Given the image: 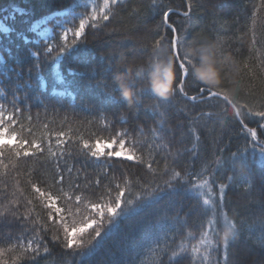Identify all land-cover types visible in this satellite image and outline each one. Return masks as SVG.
Segmentation results:
<instances>
[{
  "label": "snow or ice",
  "instance_id": "6c2138e0",
  "mask_svg": "<svg viewBox=\"0 0 264 264\" xmlns=\"http://www.w3.org/2000/svg\"><path fill=\"white\" fill-rule=\"evenodd\" d=\"M208 6L207 0L179 5L172 0H103L102 6L95 0H68L32 25L38 38L31 42L30 67L0 59V264H7L6 252L14 254L13 264H70V258L91 264L133 222L143 229L133 248V259L142 257L137 264H241L237 244L245 233L246 241L264 250V28L258 39L255 27L264 0L252 4L247 18L252 25L245 24L251 32L246 58L229 56L227 74L221 72L222 82L215 87L193 78V58L185 52L194 40L206 41L204 32L191 38L187 32L192 13ZM211 6L224 7L226 0ZM170 13L183 20L174 24ZM155 15L160 19L153 24ZM213 24L219 26L216 43L223 55L227 21L213 14ZM86 29L93 39L107 41L98 60L88 47ZM165 47L175 63L172 95L161 100L144 90L132 108L118 100L119 90L107 83L112 67L120 60L150 61ZM89 58L94 68L68 72L96 80L95 104L73 103L67 109L86 113L82 125L98 124L109 135L90 132L85 137L77 129L74 138L65 115L60 123H68L67 131L49 130L53 119L43 123L47 135L37 138L33 127L40 117L32 115L30 92L44 86L42 73L51 66L57 82L67 85L55 94L75 99L69 87L76 82L61 73L60 62L88 64ZM193 85L196 91L190 94ZM41 103L46 114L49 107L56 114L57 105L64 107L63 101ZM112 107H126L136 120L141 112L149 114L151 126L137 123L130 131L121 115V129L111 134ZM174 113L184 119L173 124ZM208 131L218 133L211 149L202 139ZM233 136L242 140L226 154L225 138ZM254 163L260 168L258 179ZM234 187L246 202L243 212L228 198ZM54 247L61 251L54 253Z\"/></svg>",
  "mask_w": 264,
  "mask_h": 264
},
{
  "label": "trees",
  "instance_id": "16d2710c",
  "mask_svg": "<svg viewBox=\"0 0 264 264\" xmlns=\"http://www.w3.org/2000/svg\"><path fill=\"white\" fill-rule=\"evenodd\" d=\"M173 3L179 5L183 3V0H172ZM220 0H207L208 8L201 9L199 12L194 11L192 13V19L188 26L187 35L191 38L195 33L204 32L206 41L216 42L218 25L213 24V14L221 17L227 21V30L224 32V36L227 38L225 42V51L223 54L228 56L236 57L239 59H244L247 56V49L250 45L251 32L245 27L246 21L249 26L252 25L251 20L247 18L252 14L253 8L252 4L258 2V0H226V6L213 8L211 5L214 3H219ZM68 3V0H0V20H3L9 31L7 33H1L0 36V59L13 67L19 62L25 69L31 66L34 58L31 57L30 51L34 50L32 46V41L35 40L36 35L31 30L32 25L47 16H51L55 11L60 10L59 5ZM82 10V9H81ZM171 22L174 24H179L183 17L178 13L171 14ZM160 19L159 15L152 17L151 23H155ZM256 33L257 38L260 39L261 30L264 28V11H261L256 16ZM86 34L88 35V47L95 50L97 53V60L99 55L105 52L108 48L106 39H93L92 35L89 33V29H86ZM169 39L171 37L170 30L165 33ZM26 38L28 41L25 42ZM199 39V37H197ZM91 61V58H89ZM137 63H146V58L142 57L136 61ZM96 66L95 61H91L88 64H84L82 61L74 60L71 63L60 62V71L67 77L69 81L74 80L76 83L73 87H69V91H73L75 99L69 96H59L55 93L63 92L67 85L60 84L57 82L51 66L42 73L44 86L37 87L35 91L30 92V96L34 97L32 101L31 112L33 117L39 113L40 121L36 123L33 127V132L38 138L40 136H46L49 130L60 131L68 129V123L71 124L73 128V136L75 138L76 130L79 129L80 134L87 137L90 132H96L98 135L107 137L109 131L105 130L102 126L95 124L89 126L87 124H81V121L86 120L87 114L80 113L79 115L73 114L67 109L69 104H80L83 102L86 105L95 104L93 85L96 80L89 81L87 76L76 75L75 77L69 75L68 69L71 68L76 72H82L85 69H91ZM227 74L226 64L223 66V70ZM102 75V72H101ZM100 77L98 76L97 79ZM194 78V77H193ZM2 80V78H0ZM37 83H39L37 81ZM190 94H195V86L193 85L188 89ZM149 96H153L149 91H147ZM180 99H183L182 97ZM53 103L55 101H63L64 107L59 108V113L56 114L52 111L51 107L47 114L44 110V104L41 103ZM183 107V105H180ZM208 110V109H205ZM110 118L113 121V126L111 128V134H115L121 129V124L119 123V117L125 115L128 123L124 125L130 131H132L137 123H143L145 125L151 126L152 117L149 114L141 112L139 114V119L136 120L131 113L127 111V108H109ZM68 116V123L61 125L63 117ZM55 120V123H50L49 130L43 128L44 122H50ZM184 116L182 114L174 113L172 116V123L175 124L179 120H183ZM218 133H212L210 131L204 132L202 134V139L209 149L213 147L212 139ZM242 140V137L233 136L229 141L225 138L224 143L227 145L225 153L228 150H235L237 145ZM190 147V145H189ZM253 170L255 178L258 179L260 168L257 164H253ZM133 174H136L138 169L133 167L130 169ZM4 172L3 168H0V174ZM143 175V172L140 173ZM23 179V178H22ZM244 177L239 178V183L243 184ZM83 180V177H81ZM228 198L232 205L239 207L241 212L244 211V206L246 202L241 198V191L239 188H231L228 192ZM189 203L185 202L184 212L189 211ZM255 211V208H253ZM143 234V229L141 226L137 225L135 222L125 226L121 236L116 237L113 241L109 242L105 249L98 251L91 260V264H137V260L142 257H137L136 260L133 259V248L135 243L140 240ZM247 234H242L241 239L237 244V250L239 252V258L241 264H264V250L258 249L251 245L250 241H246ZM126 237V239H125ZM4 247V245H0ZM54 253H59L61 250L54 247ZM13 253L6 252L3 260L7 261V264H13ZM70 264H75V259L70 258Z\"/></svg>",
  "mask_w": 264,
  "mask_h": 264
},
{
  "label": "clouds",
  "instance_id": "9594fccd",
  "mask_svg": "<svg viewBox=\"0 0 264 264\" xmlns=\"http://www.w3.org/2000/svg\"><path fill=\"white\" fill-rule=\"evenodd\" d=\"M185 52L193 58L191 73L196 80L212 87L222 82L221 72L229 56L220 54L216 42L194 40L186 46ZM107 83L119 90L117 99L129 108L134 107L144 90L158 99H168L174 90V58L165 47L159 49L146 63L120 60L112 67L111 78Z\"/></svg>",
  "mask_w": 264,
  "mask_h": 264
},
{
  "label": "rangeland",
  "instance_id": "374dc122",
  "mask_svg": "<svg viewBox=\"0 0 264 264\" xmlns=\"http://www.w3.org/2000/svg\"><path fill=\"white\" fill-rule=\"evenodd\" d=\"M95 3L97 4V5H100V6H102V4H103V0H95ZM89 11H90V8L88 9ZM81 11H83V9L81 10ZM44 19V18H43ZM42 20V19H41ZM38 21H40V20H38ZM38 21H36V22H38ZM35 22V23H36ZM34 23V24H35ZM55 23V19H53V20H51V21H49L48 22V27H52V25ZM0 26H3L4 28H8L7 27V24H5V22L3 21V20H0ZM34 32V31H33ZM1 33H7V32H4V31H2V30H0V36H1ZM35 33V35H36V38H35V40L38 38L37 37V33L36 32H34Z\"/></svg>",
  "mask_w": 264,
  "mask_h": 264
}]
</instances>
